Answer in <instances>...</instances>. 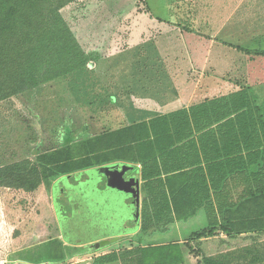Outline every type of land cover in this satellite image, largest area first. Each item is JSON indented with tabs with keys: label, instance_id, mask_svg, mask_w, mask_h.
<instances>
[{
	"label": "rangeland",
	"instance_id": "374dc122",
	"mask_svg": "<svg viewBox=\"0 0 264 264\" xmlns=\"http://www.w3.org/2000/svg\"><path fill=\"white\" fill-rule=\"evenodd\" d=\"M69 7L63 17L88 57L87 65L0 100V168L30 167L37 155L65 146L80 156L84 139L166 113L169 109L158 107L179 97L192 80L206 85L211 98L237 90V71L255 62L230 45L264 48V0H78ZM53 31L16 29V34L0 37V88L12 89L17 76L61 70L64 55L58 53L60 37H53ZM153 38L156 53L150 45L136 49ZM147 69L156 75L135 73ZM220 81L224 84L217 91ZM149 98L157 103L151 105L154 110L133 111L147 108L140 99ZM73 186L77 206L89 217L84 206L91 185ZM57 190L45 183L34 191L0 185V264H91L95 256L98 263L104 252L173 240L187 227L164 223L145 233L141 224L139 232L96 248L118 230L112 216L104 212L100 221L97 212L104 206L96 200L87 230L70 222L63 226L55 209ZM109 195L105 201L113 207L116 200ZM62 198L63 209L71 214L69 194ZM144 198L142 192V205ZM201 221L191 222L185 233L203 228ZM234 247L214 256L227 258L233 251L234 264H264V234L239 236ZM191 255L196 264L199 252Z\"/></svg>",
	"mask_w": 264,
	"mask_h": 264
},
{
	"label": "trees",
	"instance_id": "16d2710c",
	"mask_svg": "<svg viewBox=\"0 0 264 264\" xmlns=\"http://www.w3.org/2000/svg\"><path fill=\"white\" fill-rule=\"evenodd\" d=\"M73 1L0 0L1 38H8V32L16 34V29H55L51 34L60 37L58 53L64 55L56 75L17 76L14 89L0 88V100L85 68L88 57L60 12ZM234 47L264 54V50ZM78 150L80 156L65 146L37 155L30 167L22 163L2 167L0 185L34 191L41 183L51 186L61 176L106 164L141 165L143 232L175 220L187 221L205 209L209 226L194 232L192 239L217 231L264 234V116L246 88L89 137ZM232 178L255 180L256 185L245 187L238 201L228 202L234 198ZM98 261L185 264L181 245L174 242L139 245ZM210 261L202 264H217Z\"/></svg>",
	"mask_w": 264,
	"mask_h": 264
},
{
	"label": "crops",
	"instance_id": "0c3cea01",
	"mask_svg": "<svg viewBox=\"0 0 264 264\" xmlns=\"http://www.w3.org/2000/svg\"><path fill=\"white\" fill-rule=\"evenodd\" d=\"M78 0L73 1L72 3L64 6L63 8H61L60 12L62 14V16H64L63 14V10H66L65 8H71L69 6H71L72 4L76 3ZM89 2H91V0H89ZM149 41V42H148ZM148 43H141L136 45V49L138 50L139 48L141 49L142 47H147L148 45L151 46V53H156L157 52V47L155 48V44L157 42L156 38L153 39H149ZM233 45V44H232ZM237 46V45H234ZM233 46V47H234ZM240 46V45H238ZM237 49V48H236ZM164 50V49H162ZM250 50V49H249ZM257 50H264V48H260V49H251V51H257ZM139 51V50H138ZM240 51V50H239ZM244 52V51H242ZM246 53V52H245ZM248 54L250 57V59L254 60L255 64L253 65H249L248 69L245 70H238L237 74H238V82H234L233 85L237 86V90H234L230 93H224L221 94L220 96L217 97H221V96H225L234 92H238L240 90L243 89H248L250 95L252 96V98L255 100V104L259 107L261 114L264 116V54L260 55V54H256V53H246ZM141 72H144V74H141ZM135 73L138 76L141 77H154L156 74L153 70L151 69H147L145 71L142 70H138L135 71ZM190 74V72H189ZM223 82H219L217 83V86H215V89L217 91L220 90L221 86L223 85ZM184 92H181L179 97H176L174 99H172V102L170 104H162L163 106H159L158 108L163 109H169L166 113L163 114H167L173 111H177L180 109H184V108H190L191 106L197 105V104H201L206 100L209 99H213V98H217V97H207V90L208 87L206 85H204L201 82H198L196 80H192L186 83V86L184 88ZM142 101H144L145 104L147 105V108H144L142 106H137L136 108L133 109V111H135L137 108L139 110H147V109H153L154 107H152L151 105L155 102L152 98L149 99H140ZM156 103V102H155ZM157 104V103H156ZM157 110V109H156ZM132 111V110H131ZM160 114V115H163ZM155 117V116H153ZM151 117V118H153ZM149 118V119H151ZM149 119H145V120H149ZM143 121V120H142ZM215 155V154H213ZM218 155V153L216 154ZM140 175H141V165L137 166ZM141 180L143 182L142 176H141ZM229 185L232 187V191H233V195L232 197L234 198H229L228 202H233V201H238V197L241 195V193L244 191L245 187L248 188V185H256L255 180L249 181L247 179L246 182H241L238 180V178H232ZM201 217V222H203L204 227L197 230L200 231L206 227L209 226V219H208V214L206 212L205 209H201L199 211V213L187 220V221H178L175 220L173 223L175 224H184L188 227V225L193 222L194 220H196L197 218ZM221 217V216H219ZM141 222H142V217H141ZM142 224V223H141ZM185 228L184 231L180 232L178 231V234L176 236V239L174 238L173 240H169L166 242H158L157 244H152V245H159V244H167V243H180L181 245V250L182 253L184 255L185 258V264H195L194 257L191 255L192 251H197L199 252V261L196 264H202L204 263L206 260H212L210 262H214L217 264H234L233 263V251L231 252V256L225 258V257H221L219 258V256H214L216 254H220L223 253L226 249H231L233 250L234 247V239L242 236V235H246L249 233H243L241 235L232 233V234H228L227 232L224 231H217L214 235H210V236H206L203 237L201 239H192V234L194 232L197 231H193L192 233L188 234L185 233L186 231H188V228ZM143 246H149V245H143ZM114 252H119V251H114ZM109 253H102V255L99 256H105L108 255ZM213 255V256H211ZM192 256V257H191ZM98 256H95V258ZM91 259V264H110L111 262L107 263V262H98V263H94L96 261H94V259ZM116 262H120V264H123L121 261H116Z\"/></svg>",
	"mask_w": 264,
	"mask_h": 264
},
{
	"label": "water",
	"instance_id": "95a60500",
	"mask_svg": "<svg viewBox=\"0 0 264 264\" xmlns=\"http://www.w3.org/2000/svg\"><path fill=\"white\" fill-rule=\"evenodd\" d=\"M134 169V164H125L118 162L96 167L90 172L92 175V180L94 179L95 185H91V192H89V195L92 196L93 193L96 195L95 200L91 197L92 210L96 214L95 204L96 200H99L100 203H102V205L104 206L103 208H101V210H98L97 212L98 216H100L99 220L102 221V215L105 212L108 213L109 216H112L110 217L111 221H115V224L118 225V230L108 235L112 238L108 240L99 241L98 243H96V248H101L110 245L111 243L117 242L121 236L139 232L141 229L142 201L140 180H137L135 177L131 180H127L124 177L127 172L132 171ZM115 170H119V173L117 175L118 180L115 182L114 185L110 186V190H104L103 192H100L99 185H97L99 181V176L101 174L110 173ZM131 181H135L136 185H129ZM131 186L136 187V190L134 192L130 190ZM110 191H113V195L115 194L114 200H116V203L113 204V207L110 205L107 206V200L105 201V198L108 194H110ZM130 198H135V200L131 203H127V200ZM115 214L117 215V218ZM128 221H133L135 225L133 227L125 226Z\"/></svg>",
	"mask_w": 264,
	"mask_h": 264
},
{
	"label": "flooded vegetation",
	"instance_id": "af4514ba",
	"mask_svg": "<svg viewBox=\"0 0 264 264\" xmlns=\"http://www.w3.org/2000/svg\"><path fill=\"white\" fill-rule=\"evenodd\" d=\"M93 169L94 168L87 169V170L92 171ZM118 173H119V170H115L113 172L101 174L99 176V178H98L99 181H98L97 185H99L100 192H103L104 190H110V186L114 185L115 182L118 180V177H117ZM66 177H68V178H66ZM124 177L127 180H129V179L131 180L134 177L137 180L139 179L140 185H141V195H142L143 182L141 180V175H140L139 170L135 168L134 170L127 172L124 175ZM52 185H54V186L56 185V189H59L56 192L55 209H56L57 214L59 215V218H60L63 226H65V225L67 226V223L70 222L71 224H73L76 227H79L80 229H86L87 230L88 229L87 225H89L87 223L91 220V214L94 212L91 208V202H92L91 197L94 198V200H95L96 195L94 193L92 196L88 195V197H87L88 199H87L84 207H85V210L89 211L90 215L88 217V214L85 213V216H84V214H83L84 211L80 210L81 208H83V206L82 207L77 206V204H76L77 202H75L77 196L74 195L75 192H74V186L73 185H95L94 179L92 180L91 173H88V172L85 173L84 171L83 172L79 171V172H75L72 174L64 175V176L59 177L57 180H55L52 183ZM129 185H136V183H135V181H131ZM130 190L132 192H134L136 190V187L131 186ZM59 193H62V196L59 197ZM68 194H69V201L71 203V209H73V212H71V214H69V212L67 210L63 209L64 206L61 203L62 199H63L62 198L63 195L67 196ZM110 196L115 197V194L113 195V191H110L109 197ZM134 200H135V198H130L127 200V203H131ZM141 209H142V207H141ZM81 216L84 217V219H82ZM126 225L133 227L135 224L133 221H128V223ZM122 237H124V236H121L120 238H122ZM95 247H96V244H95Z\"/></svg>",
	"mask_w": 264,
	"mask_h": 264
}]
</instances>
